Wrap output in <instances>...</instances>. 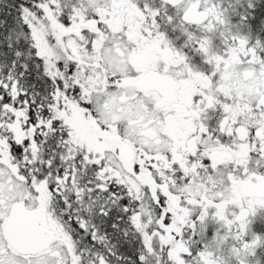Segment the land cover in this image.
Wrapping results in <instances>:
<instances>
[{"label":"snow or ice","instance_id":"snow-or-ice-1","mask_svg":"<svg viewBox=\"0 0 264 264\" xmlns=\"http://www.w3.org/2000/svg\"><path fill=\"white\" fill-rule=\"evenodd\" d=\"M0 264H264V0H0Z\"/></svg>","mask_w":264,"mask_h":264}]
</instances>
